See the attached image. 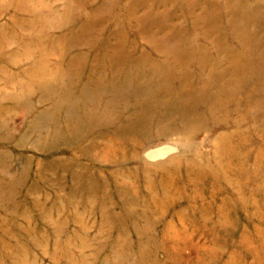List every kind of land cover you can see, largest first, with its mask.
<instances>
[{"label":"rangeland","instance_id":"rangeland-1","mask_svg":"<svg viewBox=\"0 0 264 264\" xmlns=\"http://www.w3.org/2000/svg\"><path fill=\"white\" fill-rule=\"evenodd\" d=\"M222 3L0 0V264H264V0Z\"/></svg>","mask_w":264,"mask_h":264},{"label":"bare ground","instance_id":"bare-ground-1","mask_svg":"<svg viewBox=\"0 0 264 264\" xmlns=\"http://www.w3.org/2000/svg\"><path fill=\"white\" fill-rule=\"evenodd\" d=\"M219 2H223L221 5H222V7H223V5H225V3H227V2H229V0H218V3ZM251 5H248V6H244V11H234L233 13H234V15L232 16V18L229 20V21H226L225 23H226V26H230V27H232V32L234 31V30H236V29H238V27L239 26H241L243 23H244V17H245V15H246V18L248 19V17L250 16V14L251 13H253V9L250 7ZM227 13V12H226ZM232 36H233V38L236 36V37H238V35L236 34V33H232ZM235 39V38H234ZM249 45H250V50H251V52H252V56L251 57H254V55H255V53L256 52H254L256 49H255V46H252L251 45V42L250 43H248ZM240 45V44H239ZM241 47H242V50L241 51H243V49H244V46L243 45H240ZM251 46H252V49L254 50H252L251 49ZM247 47V46H246ZM38 76V74L37 73H34L33 75H32V77H37ZM60 77H62V76H60ZM84 96V95H83ZM91 97V98H90ZM90 97H88V96H84V102L82 103L83 105H87V104H90L91 102H92V99H93V97L92 96H90ZM78 100V99H77ZM84 108H87V107H84ZM102 112H104V111H102ZM80 126L78 125V127L75 129V133H77L78 131H80V128H79ZM165 136V135H164ZM163 136V137H164ZM167 137V136H166ZM153 138V137H152ZM115 143H117V142H115ZM105 145V144H104ZM112 145V144H111ZM136 146H139L138 145V142H137V144H136ZM103 149H102V151L104 150V146L102 147ZM105 150L106 151H108V153L109 152H111V153H115L116 152V150H119L118 148H116L115 147V145H113V147H110V148H108V146H105ZM105 151V152H106ZM134 151V150H133ZM137 151V150H136ZM155 153H152V151H151V153H150V155H149V159L150 160H152V159H155L156 157H161V156H163V152L164 151H154ZM149 153V152H148ZM147 153V154H148ZM144 155H146V154H144ZM103 157H104V155H103Z\"/></svg>","mask_w":264,"mask_h":264}]
</instances>
